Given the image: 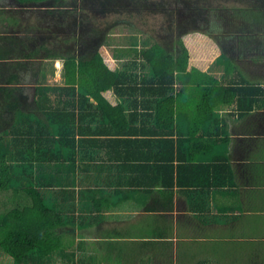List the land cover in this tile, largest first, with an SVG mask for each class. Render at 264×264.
Returning a JSON list of instances; mask_svg holds the SVG:
<instances>
[{"label": "trees", "instance_id": "obj_1", "mask_svg": "<svg viewBox=\"0 0 264 264\" xmlns=\"http://www.w3.org/2000/svg\"><path fill=\"white\" fill-rule=\"evenodd\" d=\"M15 1L22 7L52 0ZM127 31L111 49L131 56L119 69L97 48L20 60L0 37V62L13 61L18 71L3 79L0 66V97L13 100L17 84H36L32 95L41 113L22 112L0 134V251L17 263L41 264L51 255L62 264L75 262L74 225L82 230L98 214L87 197L105 198L99 173L153 176L148 182L154 186L173 182L175 173L195 177L207 166L198 162L208 143L227 140V115L241 118L264 107V83L247 76L246 62L230 61L221 78L193 68L178 84L177 72L190 59L182 37L172 52L152 35L139 40L140 32ZM56 61L63 81L57 86L48 83ZM107 91L127 99L113 104Z\"/></svg>", "mask_w": 264, "mask_h": 264}, {"label": "crops", "instance_id": "obj_2", "mask_svg": "<svg viewBox=\"0 0 264 264\" xmlns=\"http://www.w3.org/2000/svg\"><path fill=\"white\" fill-rule=\"evenodd\" d=\"M16 86L18 101L36 84ZM226 118L227 140L208 143L198 163L209 169L195 177L175 173L154 186L153 176L99 173L105 198L87 197L98 214L74 225L68 264H264V107Z\"/></svg>", "mask_w": 264, "mask_h": 264}, {"label": "rangeland", "instance_id": "obj_3", "mask_svg": "<svg viewBox=\"0 0 264 264\" xmlns=\"http://www.w3.org/2000/svg\"><path fill=\"white\" fill-rule=\"evenodd\" d=\"M179 1L180 6L178 0H52L21 7L15 0H0V37L9 50L17 51L20 60L23 55L36 54L33 60L43 62L48 52L78 56L97 48L110 67L119 69L131 56L111 49L117 48L129 27L141 33L139 40L143 34L152 35L172 52L178 48L177 38L182 37L190 59L188 68L177 72L178 84L184 83L193 68L221 78L230 61L246 62L248 70L244 66L243 71L250 79L263 78L259 75L264 72V0ZM241 35L246 37L241 39ZM61 63L55 62L56 74L48 77L51 85L63 84ZM0 65L3 79L18 72L13 61ZM23 88L15 106L18 110L11 107L14 99L0 101V134L22 112L41 116L32 87ZM104 96L113 104L127 99L110 91ZM0 264L21 263L0 251ZM41 264L62 263L51 255Z\"/></svg>", "mask_w": 264, "mask_h": 264}]
</instances>
